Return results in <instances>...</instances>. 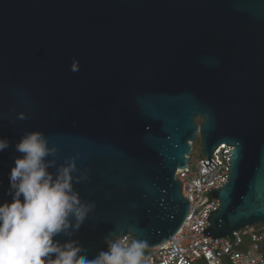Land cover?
<instances>
[{"label":"water","instance_id":"obj_1","mask_svg":"<svg viewBox=\"0 0 264 264\" xmlns=\"http://www.w3.org/2000/svg\"><path fill=\"white\" fill-rule=\"evenodd\" d=\"M35 130L57 149L47 159L75 158L87 177L74 188L92 212L53 239L88 259L126 233L150 249L182 225L175 173L197 137L208 171L232 146L204 236L264 225V0H0V204L15 144Z\"/></svg>","mask_w":264,"mask_h":264},{"label":"clouds","instance_id":"obj_2","mask_svg":"<svg viewBox=\"0 0 264 264\" xmlns=\"http://www.w3.org/2000/svg\"><path fill=\"white\" fill-rule=\"evenodd\" d=\"M9 146L7 138H0V152ZM15 150L22 155L9 173L12 200L0 204V264H142V242L114 241L88 259L77 241H54L59 233L71 236L78 231L92 212L74 188V182L87 177L74 175L75 158L58 167L54 158L47 159L55 157L57 149L41 131L23 134ZM53 167L55 173L49 171Z\"/></svg>","mask_w":264,"mask_h":264},{"label":"built area","instance_id":"obj_3","mask_svg":"<svg viewBox=\"0 0 264 264\" xmlns=\"http://www.w3.org/2000/svg\"><path fill=\"white\" fill-rule=\"evenodd\" d=\"M231 149V145L220 143L210 154L216 164L209 171L202 164L207 159L205 155L192 161L189 155L188 163L176 170L181 193L189 201L187 215L165 242L148 249L142 264H264V225L245 226L218 238L202 232L209 225L210 211L220 204L211 192L227 182ZM114 241L126 245L136 242L129 233Z\"/></svg>","mask_w":264,"mask_h":264},{"label":"rangeland","instance_id":"obj_4","mask_svg":"<svg viewBox=\"0 0 264 264\" xmlns=\"http://www.w3.org/2000/svg\"><path fill=\"white\" fill-rule=\"evenodd\" d=\"M204 153L202 151V145L201 142L199 140V138H197V140L194 142L193 144V153L191 156V161L194 160V158H198V157H203ZM110 241H114V239H111ZM103 250H106L104 247H102Z\"/></svg>","mask_w":264,"mask_h":264},{"label":"trees","instance_id":"obj_5","mask_svg":"<svg viewBox=\"0 0 264 264\" xmlns=\"http://www.w3.org/2000/svg\"><path fill=\"white\" fill-rule=\"evenodd\" d=\"M199 121H200V119L199 118H196V122L198 123ZM197 138H196V140H197ZM194 142L192 143V150H191V153H190V159H191V156H192V153H193V144H194ZM110 243H112V241H107L106 244L104 246H102V247H104L107 250V246ZM102 247H101V251L103 250ZM261 249H262V251L264 253V240L262 242ZM148 251H149L148 249H143V257H145V255H147Z\"/></svg>","mask_w":264,"mask_h":264}]
</instances>
